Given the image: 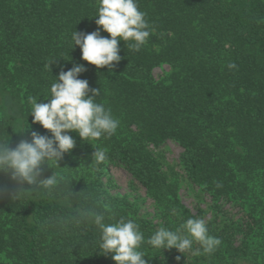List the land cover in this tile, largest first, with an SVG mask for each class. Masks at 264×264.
<instances>
[{
    "label": "trees",
    "instance_id": "obj_1",
    "mask_svg": "<svg viewBox=\"0 0 264 264\" xmlns=\"http://www.w3.org/2000/svg\"><path fill=\"white\" fill-rule=\"evenodd\" d=\"M138 5L152 33L139 52L121 41V60L109 71L87 64L80 48L72 47L74 31L97 30V0H0V139L15 148L23 123V137L30 140L39 124L27 97L47 103L54 78L74 64L85 66L78 78L101 90L97 102L120 121L115 135L94 142L107 149L106 162L91 164L94 148L70 132L75 147L59 168L43 165L40 177L56 171L65 177L62 185L17 201L0 196V264H115L110 254H100V231L82 215L105 205L115 213L114 219L106 215V224L135 220L145 240L193 217L203 218L209 234L221 240L213 254L201 256L145 243L146 264H264V0ZM229 62L236 68L229 70ZM163 65L170 72L156 79L154 71ZM168 141L182 149V175L166 169L152 151ZM112 165L145 189L158 224L138 219L127 200L108 192L104 178ZM184 179L207 194V211L195 215L185 207ZM0 188L15 192L19 185L0 174Z\"/></svg>",
    "mask_w": 264,
    "mask_h": 264
},
{
    "label": "clouds",
    "instance_id": "obj_2",
    "mask_svg": "<svg viewBox=\"0 0 264 264\" xmlns=\"http://www.w3.org/2000/svg\"><path fill=\"white\" fill-rule=\"evenodd\" d=\"M97 3V30L88 34L74 31L71 34L72 47L80 48L81 59L87 64L97 69L107 67L111 71L121 60L119 43L123 41L128 50L139 52L152 33V25L145 18L146 13L139 9L138 0H97ZM101 30L108 37L102 36ZM54 62L47 64L46 68L50 70ZM227 68L233 70L236 64L229 62ZM84 71V65L75 64L66 72L61 70L50 86L48 97L44 98L47 103H37L35 96L27 97L33 123L41 125L51 136L32 132L30 140H21L15 148H10L7 140L0 139V174L9 176L19 185L15 192L0 188V196L8 194L17 201L25 193L40 190L51 193L62 185L65 177L56 171L48 178L40 177L43 165L59 168L58 162L75 147L70 132L77 133L82 141L94 148L91 164L107 161V149L94 146V142L115 135L120 121L104 102H97L101 90H90L87 80L78 78ZM21 132L25 131L17 133ZM24 185L30 189L25 190ZM82 215L91 219L100 231V254H110L115 264H146L145 252L141 250L145 243L153 249H175L192 256L211 255L221 244L218 237L209 234L203 218H189L175 230L160 227L145 240L135 220L121 217L115 223L106 224V215L109 219L115 218V213L107 205L103 211L84 210Z\"/></svg>",
    "mask_w": 264,
    "mask_h": 264
},
{
    "label": "rangeland",
    "instance_id": "obj_3",
    "mask_svg": "<svg viewBox=\"0 0 264 264\" xmlns=\"http://www.w3.org/2000/svg\"><path fill=\"white\" fill-rule=\"evenodd\" d=\"M169 72L170 68L167 65H163L155 69L154 75L156 79H160ZM22 124L18 127V132L24 131ZM36 130L37 132L41 131V133L45 132L41 125L36 127ZM19 135V139L23 140V132L19 133ZM152 151L159 156V160L167 167L166 169L169 168L170 172L182 175L180 166L182 149L176 142L168 141L161 147L152 149ZM104 183L111 195L125 199L133 206L135 216L138 219H145L148 223L152 222L153 225L160 222L158 209L154 201L147 195L143 187L133 183L132 177L123 167L108 166ZM207 197V194L200 188L190 185L184 179L181 189L182 202L193 214L198 215L201 210L207 211L206 205L209 203ZM207 215L206 219L208 220L210 216Z\"/></svg>",
    "mask_w": 264,
    "mask_h": 264
}]
</instances>
